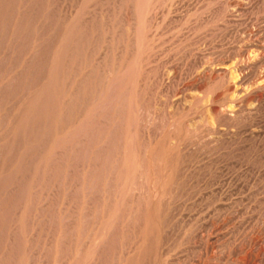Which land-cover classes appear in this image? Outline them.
<instances>
[{
	"label": "rangeland",
	"instance_id": "374dc122",
	"mask_svg": "<svg viewBox=\"0 0 264 264\" xmlns=\"http://www.w3.org/2000/svg\"><path fill=\"white\" fill-rule=\"evenodd\" d=\"M0 264H264V0H0Z\"/></svg>",
	"mask_w": 264,
	"mask_h": 264
},
{
	"label": "bare ground",
	"instance_id": "6f19581e",
	"mask_svg": "<svg viewBox=\"0 0 264 264\" xmlns=\"http://www.w3.org/2000/svg\"><path fill=\"white\" fill-rule=\"evenodd\" d=\"M2 2V1H1ZM5 3V2H4ZM19 24V23H18ZM20 26V25H19ZM121 67V66H120ZM118 70H119V68H118ZM116 74V73H115ZM114 74V75H115ZM115 79H113V81H114ZM241 94V93H240ZM44 96V95H43ZM95 104V103H94ZM100 105V104H99ZM42 107V106H41ZM99 107V106H98ZM23 110V109H22ZM94 111V110H93ZM32 113V112H31ZM30 115V114H29ZM34 115V114H33ZM226 117V116H225ZM228 117V116H227ZM18 119V118H17ZM31 120H32V118H31ZM8 125V124H7ZM29 125V124H28ZM32 126V125H31ZM14 127V126H13ZM80 127V126H79ZM29 128V127H28ZM34 128V127H33ZM79 132V131H78ZM20 133V132H19ZM82 133V132H81ZM72 134V133H71ZM79 136V135H78ZM20 137V136H19ZM81 137V136H80ZM75 138V137H74ZM47 169V168H46ZM128 189V188H127ZM124 190V189H123ZM19 226V225H18ZM20 228V227H19Z\"/></svg>",
	"mask_w": 264,
	"mask_h": 264
}]
</instances>
